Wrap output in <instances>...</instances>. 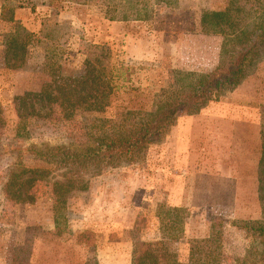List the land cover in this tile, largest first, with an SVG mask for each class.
<instances>
[{"label": "rangeland", "instance_id": "rangeland-1", "mask_svg": "<svg viewBox=\"0 0 264 264\" xmlns=\"http://www.w3.org/2000/svg\"><path fill=\"white\" fill-rule=\"evenodd\" d=\"M205 9L247 29L264 20V0H0V264H132L140 241H162L187 264L192 257L254 264L261 246L254 226L264 222V45L238 86L181 112L143 155L97 173L78 176L34 149L82 146L93 116L24 119L16 100L50 83L51 61L72 76L99 56L126 87L94 115L153 110L164 88L186 86L226 61L236 37L205 29ZM16 26L34 37L21 67L8 70L5 36ZM11 170L44 172L34 203L6 194ZM57 180L78 184L65 196L62 233L54 221L63 206H56Z\"/></svg>", "mask_w": 264, "mask_h": 264}, {"label": "trees", "instance_id": "trees-1", "mask_svg": "<svg viewBox=\"0 0 264 264\" xmlns=\"http://www.w3.org/2000/svg\"><path fill=\"white\" fill-rule=\"evenodd\" d=\"M4 12H2V17ZM14 21V15L8 17ZM240 20L226 16L219 9H205L203 12V27L208 31L228 32L236 38L227 51V59L209 73L202 74L198 79L191 80L186 86L170 85L162 90L155 101L153 110L124 108L120 117L94 115L105 113L113 103V97L124 89L126 79H116L113 67H109L101 57L87 58L85 70L80 75L65 76L60 72L58 60L51 61L54 75L49 84L41 91H28L16 96L19 104L20 117H49L53 113L64 120L76 117L93 116L88 124L90 138L78 148L66 145L47 146L46 150H37L45 160L57 166H66L75 174L100 172L107 166H119L124 161H131L141 156L150 145L161 141L170 131L177 116L184 111H197L215 100L224 92L234 89L246 76L247 67L253 56L258 54L264 45V20H257L250 28L238 26ZM6 34V57L4 67L13 70L23 64V55L28 44H31L32 33L22 35ZM36 41L40 39L35 38ZM33 40V41H35ZM11 56V57H10ZM14 59V63H11ZM36 104L40 107L37 108ZM31 108V109H30ZM89 115V116H88ZM5 126V119L0 111V134ZM43 171L24 170L12 171L5 182L6 194L15 203H34L32 192ZM75 181L57 180L53 185L56 206L63 205L61 210L54 211V221L58 233L66 227L65 196L77 188ZM62 225V226H61ZM63 227V228H62ZM255 232L261 237V246L257 251L254 264H264V222L254 226ZM190 264H207L200 258H193ZM132 264H187L179 260L174 252L165 247L162 241H140L134 244Z\"/></svg>", "mask_w": 264, "mask_h": 264}, {"label": "crops", "instance_id": "crops-1", "mask_svg": "<svg viewBox=\"0 0 264 264\" xmlns=\"http://www.w3.org/2000/svg\"><path fill=\"white\" fill-rule=\"evenodd\" d=\"M17 15H18V13L16 14V19L18 18V16H17Z\"/></svg>", "mask_w": 264, "mask_h": 264}]
</instances>
